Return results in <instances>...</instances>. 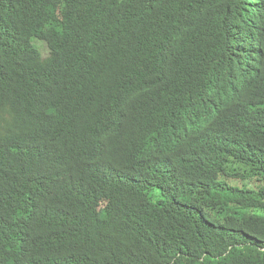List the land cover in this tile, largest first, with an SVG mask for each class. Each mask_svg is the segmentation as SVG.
Here are the masks:
<instances>
[{
  "label": "trees",
  "instance_id": "16d2710c",
  "mask_svg": "<svg viewBox=\"0 0 264 264\" xmlns=\"http://www.w3.org/2000/svg\"><path fill=\"white\" fill-rule=\"evenodd\" d=\"M0 264H264V0H0Z\"/></svg>",
  "mask_w": 264,
  "mask_h": 264
},
{
  "label": "rangeland",
  "instance_id": "374dc122",
  "mask_svg": "<svg viewBox=\"0 0 264 264\" xmlns=\"http://www.w3.org/2000/svg\"><path fill=\"white\" fill-rule=\"evenodd\" d=\"M33 43L35 46H37L38 48H40V50L43 52V54H46V45L43 41H40L38 39H34Z\"/></svg>",
  "mask_w": 264,
  "mask_h": 264
},
{
  "label": "clouds",
  "instance_id": "9594fccd",
  "mask_svg": "<svg viewBox=\"0 0 264 264\" xmlns=\"http://www.w3.org/2000/svg\"><path fill=\"white\" fill-rule=\"evenodd\" d=\"M34 39H37L36 37H33V38H31V40H32V42H33V40ZM39 40V39H38ZM34 44V43H33ZM37 47V46H36ZM38 48V47H37ZM39 50H40V48H39ZM41 51V50H40ZM42 52V51H41Z\"/></svg>",
  "mask_w": 264,
  "mask_h": 264
}]
</instances>
